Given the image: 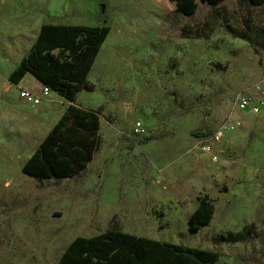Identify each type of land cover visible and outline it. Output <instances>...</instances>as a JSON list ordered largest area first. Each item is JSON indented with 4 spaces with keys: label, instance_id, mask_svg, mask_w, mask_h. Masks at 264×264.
I'll list each match as a JSON object with an SVG mask.
<instances>
[{
    "label": "rangeland",
    "instance_id": "1",
    "mask_svg": "<svg viewBox=\"0 0 264 264\" xmlns=\"http://www.w3.org/2000/svg\"><path fill=\"white\" fill-rule=\"evenodd\" d=\"M198 2L186 16L169 0H65L54 16L55 0H29L30 40L44 24L109 26L89 76L96 89L78 94L101 110V140L80 175L37 181L21 171L25 156L70 102L51 91L40 106L21 100L15 121L0 110V264H58L76 238L111 230L218 251L217 264H264V113L238 107L264 100V4ZM226 126L213 162L194 132ZM201 195L214 220L192 234Z\"/></svg>",
    "mask_w": 264,
    "mask_h": 264
},
{
    "label": "trees",
    "instance_id": "2",
    "mask_svg": "<svg viewBox=\"0 0 264 264\" xmlns=\"http://www.w3.org/2000/svg\"><path fill=\"white\" fill-rule=\"evenodd\" d=\"M178 13L194 15L198 0H169ZM219 5L226 0H201ZM257 6L264 0H247ZM110 33L109 26L44 24L30 53L11 73L9 81L19 85L32 75L45 87L70 102L61 119L21 170L37 181L65 180L84 172L93 162L100 145L101 110L78 104L83 89L95 91L89 79L96 60ZM214 132L196 130L194 136L208 137ZM188 229L192 234L212 224L215 204L208 195L198 198ZM220 254L214 250L186 247L111 230L95 237L72 241L58 264H217Z\"/></svg>",
    "mask_w": 264,
    "mask_h": 264
},
{
    "label": "crops",
    "instance_id": "3",
    "mask_svg": "<svg viewBox=\"0 0 264 264\" xmlns=\"http://www.w3.org/2000/svg\"><path fill=\"white\" fill-rule=\"evenodd\" d=\"M62 2L60 3L58 2V0H55V7H57L58 5L59 6L58 8H56V11H53L52 14L54 16H58V14H60L59 12L64 9L65 0H63ZM29 5V0H0V71L2 73V85H5V87H2V89H0V110L5 119H11V121H15L17 119V115H20L21 113V100L27 102L24 99H21V97L19 96V89L28 88L29 92H32L30 86H33L35 83H39L42 87L44 86L42 82L37 80L32 75L28 74H26L19 85H14L9 81L11 73H14L23 58L26 57L28 53H30L31 48L33 47L35 41H37L40 33L41 27L39 28L35 36H33L32 40H30L27 36L28 24L26 17L30 13ZM18 144L19 143H17L16 140L14 141V143H12L11 147L10 145L6 147L8 151L10 150L13 157L17 154H21V151L18 149ZM32 155L33 154H31L29 150V153L27 154V156H25L24 164L28 162ZM1 158L4 159V156H1ZM132 235L143 237L139 236L138 234Z\"/></svg>",
    "mask_w": 264,
    "mask_h": 264
},
{
    "label": "built area",
    "instance_id": "4",
    "mask_svg": "<svg viewBox=\"0 0 264 264\" xmlns=\"http://www.w3.org/2000/svg\"><path fill=\"white\" fill-rule=\"evenodd\" d=\"M259 90L261 91V87H259ZM51 92V89L49 87L43 86V90L41 95H36L35 93L29 92L26 88H20L19 89V96L21 99H24L29 104L38 106L40 105L43 100L49 96ZM238 107L241 112L252 114L254 116H260L262 113H264V100L258 103H254L251 101L249 97H239L238 99ZM240 126V123L238 124ZM219 128L217 129L212 135L208 137H202L199 139V148L201 151L211 156V160L213 162H217L219 159V154L217 151V147L223 142L226 131L233 129L234 127L227 128ZM134 132L136 134L142 135L144 132V128L141 124V122H138L134 126Z\"/></svg>",
    "mask_w": 264,
    "mask_h": 264
},
{
    "label": "bare ground",
    "instance_id": "5",
    "mask_svg": "<svg viewBox=\"0 0 264 264\" xmlns=\"http://www.w3.org/2000/svg\"><path fill=\"white\" fill-rule=\"evenodd\" d=\"M94 69H95V67H94Z\"/></svg>",
    "mask_w": 264,
    "mask_h": 264
}]
</instances>
